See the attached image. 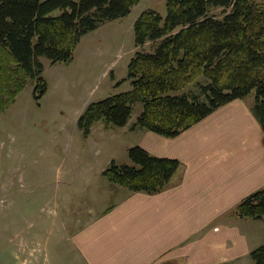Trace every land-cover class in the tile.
<instances>
[{
	"label": "trees",
	"instance_id": "16d2710c",
	"mask_svg": "<svg viewBox=\"0 0 264 264\" xmlns=\"http://www.w3.org/2000/svg\"><path fill=\"white\" fill-rule=\"evenodd\" d=\"M139 1L0 0V110L27 79L34 81L35 97L45 93L41 56L71 60L83 35L128 15ZM165 6L164 16L146 9L134 21L139 49L127 65L131 87L86 105L77 119L83 136L100 119L125 125L132 105L141 102L136 124L172 137L251 92L252 111L264 129V0H166ZM56 8L61 12L51 14ZM190 85L194 88L186 89ZM128 155L131 165L111 161L102 175L131 191L159 192L179 167L177 159L150 154L140 145L130 147ZM234 213L264 220V188L241 199ZM250 257L264 264V243Z\"/></svg>",
	"mask_w": 264,
	"mask_h": 264
},
{
	"label": "rangeland",
	"instance_id": "374dc122",
	"mask_svg": "<svg viewBox=\"0 0 264 264\" xmlns=\"http://www.w3.org/2000/svg\"><path fill=\"white\" fill-rule=\"evenodd\" d=\"M165 2L140 0L128 15L86 33L67 62L41 56L45 93L35 97L34 81L27 79L15 100L0 110V264H66L67 228L75 230L129 190L102 171L111 161L132 164L128 149L139 145L142 103L132 105L125 125L100 119L87 137L77 119L88 103L131 87L127 65L139 49L134 21L146 9L164 16ZM144 48L151 49L150 43ZM254 96L246 98L252 102ZM77 219L81 222L75 225ZM247 220L254 249L264 243V220ZM246 260L253 264L250 252Z\"/></svg>",
	"mask_w": 264,
	"mask_h": 264
},
{
	"label": "crops",
	"instance_id": "0c3cea01",
	"mask_svg": "<svg viewBox=\"0 0 264 264\" xmlns=\"http://www.w3.org/2000/svg\"><path fill=\"white\" fill-rule=\"evenodd\" d=\"M252 104L231 100L172 137L143 128L140 146L179 161L171 182L156 193L126 190L77 219L66 264H251L250 217L234 208L264 188V129Z\"/></svg>",
	"mask_w": 264,
	"mask_h": 264
}]
</instances>
